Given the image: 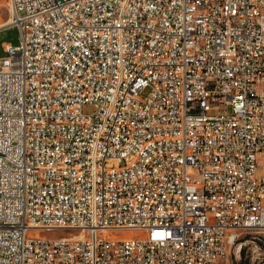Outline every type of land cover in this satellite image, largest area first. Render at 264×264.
Masks as SVG:
<instances>
[{"label": "built area", "instance_id": "obj_1", "mask_svg": "<svg viewBox=\"0 0 264 264\" xmlns=\"http://www.w3.org/2000/svg\"><path fill=\"white\" fill-rule=\"evenodd\" d=\"M8 6L0 264H217L264 230V0Z\"/></svg>", "mask_w": 264, "mask_h": 264}, {"label": "rangeland", "instance_id": "obj_2", "mask_svg": "<svg viewBox=\"0 0 264 264\" xmlns=\"http://www.w3.org/2000/svg\"><path fill=\"white\" fill-rule=\"evenodd\" d=\"M10 21L8 0H0V54L2 43L18 41V29L7 25ZM4 54V53H2ZM91 106L84 107L85 111L91 110ZM77 230L57 229L51 231L29 230V237L66 236L77 233ZM107 238H136L145 237L144 231L134 229H113L100 233ZM217 264H264V230L249 229L239 231V240L218 260Z\"/></svg>", "mask_w": 264, "mask_h": 264}, {"label": "crops", "instance_id": "obj_3", "mask_svg": "<svg viewBox=\"0 0 264 264\" xmlns=\"http://www.w3.org/2000/svg\"><path fill=\"white\" fill-rule=\"evenodd\" d=\"M1 51H2V53H4V52H3V49H2ZM2 53H1L0 55H2Z\"/></svg>", "mask_w": 264, "mask_h": 264}, {"label": "bare ground", "instance_id": "obj_4", "mask_svg": "<svg viewBox=\"0 0 264 264\" xmlns=\"http://www.w3.org/2000/svg\"><path fill=\"white\" fill-rule=\"evenodd\" d=\"M9 22H11V16H10V21Z\"/></svg>", "mask_w": 264, "mask_h": 264}]
</instances>
